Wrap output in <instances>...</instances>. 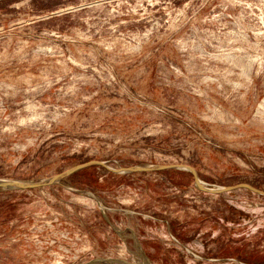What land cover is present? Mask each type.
I'll return each mask as SVG.
<instances>
[{
	"label": "rangeland",
	"instance_id": "374dc122",
	"mask_svg": "<svg viewBox=\"0 0 264 264\" xmlns=\"http://www.w3.org/2000/svg\"><path fill=\"white\" fill-rule=\"evenodd\" d=\"M92 162L241 187L0 188V264H264V0H0V181Z\"/></svg>",
	"mask_w": 264,
	"mask_h": 264
},
{
	"label": "water",
	"instance_id": "95a60500",
	"mask_svg": "<svg viewBox=\"0 0 264 264\" xmlns=\"http://www.w3.org/2000/svg\"><path fill=\"white\" fill-rule=\"evenodd\" d=\"M90 165H98V166H102L105 169H107L110 172L113 173H122V172H135V171H155V170H161V169H169V168H179V169H184L189 171L195 178V185L198 189L205 191V192H209V193H221L223 191H230L233 190L235 188L241 187V186H237V187H231V188H227V189H218V190H213V189H208L203 187V183L201 181H199V179L197 178L195 172L193 171V169L189 168V167H185V166H164V167H157V168H135V169H127V170H113L107 166H105L103 163L100 162H92V163H87L81 166L76 167L75 169H72L70 171H67L66 173L59 175L56 178H53L47 182H43V183H36V184H25V183H17V182H10V181H0V188L2 189H14V190H26V189H32V188H38V187H42V186H47V185H51L53 183H56L57 181H59L60 179H62L63 176H69L71 174H73L74 172L83 169L85 167H88ZM242 187H246V186H242ZM249 188V187H246ZM250 189V188H249ZM252 191H255L253 189H251ZM257 192V191H255ZM259 193V192H257Z\"/></svg>",
	"mask_w": 264,
	"mask_h": 264
}]
</instances>
